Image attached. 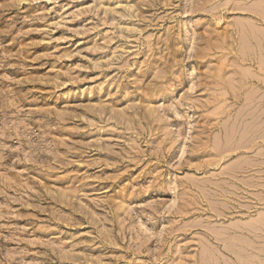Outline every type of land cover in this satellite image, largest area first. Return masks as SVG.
<instances>
[{
	"label": "rangeland",
	"instance_id": "rangeland-1",
	"mask_svg": "<svg viewBox=\"0 0 264 264\" xmlns=\"http://www.w3.org/2000/svg\"><path fill=\"white\" fill-rule=\"evenodd\" d=\"M261 217L264 0H0V264H264Z\"/></svg>",
	"mask_w": 264,
	"mask_h": 264
},
{
	"label": "bare ground",
	"instance_id": "bare-ground-1",
	"mask_svg": "<svg viewBox=\"0 0 264 264\" xmlns=\"http://www.w3.org/2000/svg\"><path fill=\"white\" fill-rule=\"evenodd\" d=\"M227 147V146H226ZM264 219V218H263ZM262 217H261V220L263 221Z\"/></svg>",
	"mask_w": 264,
	"mask_h": 264
}]
</instances>
